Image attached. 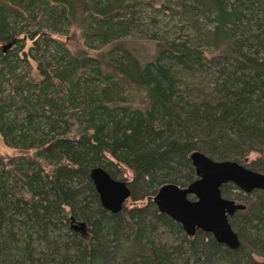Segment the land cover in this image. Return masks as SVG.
<instances>
[{
	"label": "rangeland",
	"instance_id": "obj_1",
	"mask_svg": "<svg viewBox=\"0 0 264 264\" xmlns=\"http://www.w3.org/2000/svg\"><path fill=\"white\" fill-rule=\"evenodd\" d=\"M48 1L2 0L0 2L9 26L8 30L4 26L1 27L0 34L13 30L17 32L28 30L32 32V38H34L22 37L23 39H20L16 46L12 42L0 45V54H9L7 62L11 63V68L7 65L0 70V155L5 160L0 165L2 166L0 171L4 170L0 183L5 189L4 194L7 195L8 189L12 187L11 189L18 191L15 193H20L23 199L31 200L32 192L23 183L16 181L14 170L26 168L24 163L26 157L33 161H44L43 150L53 135L70 140H78L80 136L86 134L91 137L94 128H88L89 124L98 128L101 154H96L94 147L88 145V142L75 144L73 151L56 146L53 152L64 153L62 161L74 169L80 167L79 165H88L89 179L94 188L90 177V171L94 167H102L115 179L122 181L130 182L136 177L137 171L131 165L132 159H127L122 153L114 150L110 152L105 145L110 146L109 143L112 144L114 138H120L126 129L123 125L129 126L128 123H131L133 126L137 116L142 119L140 120L142 123L144 118L149 122L156 118L159 123L166 127L171 126L174 131L184 135L180 137L183 140L184 137L189 136L192 139L201 137L203 128L191 121L187 112L195 110L200 113V110H203L202 107H205L204 100L221 96L217 90L225 78H222L220 72L228 71L226 67L233 65L232 62H222V58L215 54L214 45H212L227 36L225 33H218V25H216L222 12L217 2L223 0H186L189 4V11L186 14L180 12L175 3L176 0H118L122 1L126 7L128 25L109 29L107 26L97 24L92 33L87 34H81L78 27H70L67 22L55 19L51 14L41 11L40 5H46ZM110 1L90 0V7L104 12ZM234 3L237 5L236 11H239V18L236 24L228 25V28L235 32L237 46L248 57L264 59V49L259 45L260 42H264V0H229L226 5L230 6ZM229 6L227 9L231 11ZM157 35L173 43L176 50L178 47H186L183 55L190 56V54L194 55L192 51L198 52L195 60L200 58L201 64L192 61H189L190 64L185 63L182 59H176L174 56L168 58L165 54L162 71L158 72L154 66L146 67L142 75H136L135 80L139 83V87L135 86L133 90H129L118 80L109 77L101 80L94 76L100 71L101 66L97 58L102 54L109 61L115 63L123 61L121 52L111 46L115 39ZM13 48L16 50L9 53L10 50L13 51ZM64 60H72L76 64L74 72H71L69 76L71 77L69 83L73 85L79 79L80 94L87 95L84 98L80 96L84 102L81 104L72 103L70 100L64 109L62 121L53 122L58 117L59 110L54 107L55 99L52 98L56 92L55 88L51 84L42 87L39 82H34L31 78H33L32 73H36L37 69L50 75L49 69ZM153 75L156 78L153 79ZM102 82L113 86L114 95L110 99L104 100L100 95L99 86ZM169 84L172 89L168 104L162 102L157 106L154 104L156 108L151 107L149 111L147 110L149 117L142 112L141 115L136 114L137 105L140 102H150V94L156 85L163 91ZM45 93L51 97L49 104L43 100ZM157 95V97L162 96V94ZM132 98L134 102L131 101ZM83 104L90 106L89 116L79 112ZM115 119L123 120L120 129H114ZM31 128L39 131L37 140L29 134ZM168 137V133L162 134L161 142L168 141ZM255 138L252 140L246 136L247 142L242 143L243 147H235L231 143L221 145L219 147L221 152L207 151L205 153L200 149H193L185 158V163L177 164L178 167L174 170L163 167L156 170L158 174L156 171L153 174L151 169L148 170L144 174L146 182L138 180L131 192V198L125 203L126 207L116 213L103 207L99 195L95 200L92 192L88 190L89 182L86 173L67 171L62 176V180L68 187L78 189L76 202L74 198L68 201L54 200L57 196L47 192L50 187L46 178L48 174L42 172L40 190L42 193L45 191L46 200L42 202L39 214L42 216V222L43 218L46 220L43 224L44 228L35 230L34 212L24 205L16 206L12 196L5 195L0 200L1 210L6 215L4 222L0 224V264H15L19 260L26 259L25 246L31 248L29 251L35 258L34 264H65L64 256L70 257L68 261L75 260L76 264L84 262L133 264L131 252L137 239L146 246L155 244L159 253L158 264H264V245L261 242L257 243V233H260L259 237H262L264 226H258L254 221L233 224L241 237L243 250L241 249L240 253L238 251L228 253L222 249L207 259L204 254L195 253L190 246L192 239L197 236L201 239L204 236L202 232L196 231L197 233L191 236L182 224L173 218L165 215L167 219L158 222L154 216L159 212L154 197L161 185L173 183L187 187L196 179L192 159L194 152L204 153L216 161L243 159L239 161L250 167L258 163L260 166L257 167L264 172V155L259 152L264 148V136L255 135ZM90 141L89 143L95 144V139L90 138ZM197 145L199 148L200 144ZM89 158L93 160L88 161ZM161 171L169 174L167 183L157 182ZM136 190L142 191L144 196L133 199V191ZM223 192L226 198L240 204L246 203L250 209H254L255 214L262 212L264 196L261 191L247 194L238 186L229 184L224 187ZM89 205L97 207L101 205L107 212L106 219H100V232L97 236L93 235L90 246H86L82 239L91 238L95 231V225L93 227L83 216V213L89 210ZM145 206H149V210L143 216L142 230L139 234L137 233L139 225L134 222L138 219V215H128V218L125 215L134 207ZM118 213H121L120 218L111 217ZM72 219L87 224L85 234L72 227ZM130 222L136 224V230L130 228ZM257 228L260 232H257ZM245 230L247 234L243 233ZM100 241L106 242L109 253L111 251V254L108 253L106 256L107 259H104L107 261L105 263L102 261L105 256L102 253L96 258L88 255ZM84 249H87V253ZM238 249L240 248L236 250Z\"/></svg>",
	"mask_w": 264,
	"mask_h": 264
},
{
	"label": "trees",
	"instance_id": "obj_2",
	"mask_svg": "<svg viewBox=\"0 0 264 264\" xmlns=\"http://www.w3.org/2000/svg\"><path fill=\"white\" fill-rule=\"evenodd\" d=\"M1 1L2 0H0V2ZM175 3L182 14H186L189 11V4L186 0H176ZM227 3H229V0L217 2L219 7L222 8V12L220 18L217 19L218 21L216 24L218 25V33H225L227 36L219 39L212 45H214L215 54L222 58V62H232L233 65L226 67L228 71L220 72L222 78H225L223 84L217 90L221 93V96H217V98L210 97L209 99L204 100L203 104H205V107H202L203 110H200V113L195 110H192L190 113L187 112L189 114V119L195 124L197 123L198 126L201 125L203 128L201 137L199 139H192L191 136H189L188 138L184 137L185 139L183 140L180 137L184 135H180L181 133L174 131V128L171 126L166 127L162 123H159L156 118L151 119L152 122H149V120L147 121L146 118L143 117L144 123H142L140 121L142 119L137 116L136 120L133 122V126L131 123H128L129 126H124L123 120L115 119L114 129H120L119 127L121 125L126 129L122 132L120 138H114L112 144L109 143L111 147L105 145V148H108L110 152H113V150L118 153L120 152L123 156H126L127 159H132L131 165H133L137 171V175L134 177L135 180L133 178L130 181V187L132 190H134V186L139 179L141 182H146L144 174L148 170L151 169L153 174L157 169H162L163 167L167 170H174L178 167L177 164H180L181 162L185 163V158L193 149H200L205 153L207 151L221 152L219 148L221 145L231 143L232 146L243 147L242 143L247 142L246 136L252 140L256 139L255 135L264 136V59L259 60L258 57H248L237 46L238 41L236 42V37L234 36L235 32L231 31L228 28V25L231 26L238 22L239 11H236L237 5L235 3L233 5L230 4V6L228 5L231 10L229 11V9H227ZM1 7L2 6H0V28L4 26L6 27V30H8L9 26ZM231 8H233V10ZM40 10L51 14L55 19L67 22L70 27H78L81 30V34L92 33L97 24L107 26V28L111 29V27L117 28L119 26H127L129 23L126 7L122 1L118 0H111L104 12L95 9L93 10L90 7V0H49L46 2V5H40ZM238 25L241 24L238 23ZM32 35V32L28 30L20 32H17L16 30H13L12 32H4L0 34V45L12 42L13 45L16 46L18 41L23 39L22 37L26 36L32 38ZM252 37H254V35ZM259 45L264 49L263 41L260 42ZM111 46L113 49L121 52L123 61L115 63L109 61L106 56L102 54L97 58L101 66L100 71L94 76L101 80H104V77L118 80L119 82L124 83L129 90H133L135 86L139 87V83L135 80L136 75H142L141 73L146 67L154 66L158 72L162 71L163 68L161 66H163L162 64L164 63L163 57L165 54L168 58L169 56H174L176 59H182L185 63L190 64L189 61H192L201 64L199 63L200 58L195 60L198 57V52L195 53V51H192L194 55L190 54V56L183 55L186 47L177 46L178 48L176 50V48L174 49L175 45H173V43L167 41L165 38L159 37L158 35L151 37H120L115 39ZM249 46L252 48L251 44H249ZM15 50L16 48H13V51L10 50L9 53H13ZM8 55L9 54H0V70L7 65V67L11 68V63L7 62L9 58ZM75 65L76 64H74L72 60H64L61 63L55 64L54 68L49 69L50 75H47L45 72L38 69L36 70V73H34L36 75L32 73L33 78L31 79L34 82H39L42 87L46 84H51L55 88L56 92L52 95V98L55 99L54 107L59 108L57 114L58 117H56L59 119L55 118L53 122H57V120L62 121L64 109L69 104L70 100L72 103H84L81 100V97L84 98L87 94H80L81 88L79 87V79L73 83V85L69 83L71 81V77L69 76L71 72H74ZM154 78H156L155 75H153V79ZM155 87L156 88L154 90L152 89L150 94V102H140V104L137 105L138 109L136 110V114L141 115L142 113H146L148 115L147 117H149L150 115L147 112L149 108H156L155 106L161 102L168 104L170 100L169 98H171L170 91L172 86L169 84L166 90L164 89L165 91H161V88L157 85ZM99 91L104 100L110 99L114 95L113 86L110 83L102 82L99 86ZM157 94H162V96L157 97ZM49 98L51 97L45 93L43 100L47 101L48 104L50 102ZM137 100L135 102H137ZM131 101L134 102V98H132ZM79 112L83 113L84 116H89L90 106L83 104ZM174 116L177 118V115L174 114ZM175 118L173 119L175 120ZM51 122L52 121L50 120V123ZM88 128H94L91 137H88L85 132L86 135L80 136L78 140L54 137V135L51 136L49 139L50 142L43 150L44 161H33V159L26 157L24 161L26 168L24 170H14L16 181L23 183L32 192V201L30 199H23L20 193H15L18 191H13L11 189L12 187L8 189L7 195L4 194L5 189L0 183V200L3 199L5 195L12 196L16 206L19 207L20 205H24L25 207L30 208L31 211L34 212L33 216L35 223H33V225L35 224V230H40L42 227L44 228L43 224L46 223L44 218L42 222V216L39 214L42 202L46 200V197H44L45 191L42 193L40 190L42 172L48 174L46 178L48 179L50 187L47 192L53 194L55 197L57 196L59 199L56 197V199H54L56 201H68L69 199L74 198V201L77 202L78 189L75 190L68 187L62 180V176H64V173L67 171H73L74 173H79L81 171L86 173V178L89 182L87 185L89 188L88 190L92 192L95 200L98 198V194L89 179L88 165H79L80 167L74 169V167H69L64 161H62L64 153L53 152V148L56 146L62 148L66 147L65 149L68 148L73 151L75 144H85L88 142V145L94 147L96 154H101L102 148L101 144L98 142V128L91 124L88 125ZM190 129H192V127H190ZM29 132L35 140L38 139L39 131L35 128H31ZM166 133L169 134V140L161 142L160 138H162V134ZM115 134H117V132H115ZM90 138L95 139V144L89 143L91 142ZM115 139L119 140L116 141ZM197 144H200L199 148ZM259 152H261V155H264V148L260 149ZM87 160L91 161L93 159L89 158ZM4 161V157L0 155V165L4 163ZM257 166L260 165L257 163L253 168L260 170ZM0 168H2V166H0ZM161 172L157 177V182L160 184L167 183L169 174L165 171ZM156 173L158 174V171H156ZM3 174L4 170L0 171V181L3 178ZM143 196L142 191H133V199H139ZM89 207V210L86 213L84 212L83 216H85L84 219L89 220V224H92L93 227L95 225V229L93 228L95 231L91 238L87 237L82 239L85 241L86 246H90L93 235L97 236L100 232V219H106L105 215L107 212L101 205H98V207L95 205H89ZM148 207L149 206L142 208L134 207L127 215H125L127 218L128 215H138V219L134 220V222L139 225L137 230V233L139 234L142 230L141 225L143 224V216L146 211L149 210ZM120 216L121 213H118L111 217L120 218ZM154 216L155 220L158 222L165 221L168 217L159 212L155 213ZM4 218H6V215L1 210L0 206V224L1 222H4ZM251 221L250 218H247L243 223L246 224ZM260 225L261 224L258 226ZM129 226H131L130 228L133 230H136V224L130 222ZM262 226H264V224H262ZM257 232H260V229H258ZM243 233L247 234V231L245 230ZM259 235L261 234L257 233V243L261 242V244L264 245V234H262V237H259ZM74 243L77 244V241L74 240ZM78 245L80 246V243ZM154 245L155 244H150L149 246H146L137 239L131 252L132 263L158 264L159 253L156 249L157 247ZM190 246L195 253L200 255L204 254L207 259L214 255L216 251L220 252L222 249L228 253H235L237 251L240 253V250H243L242 246L238 250L223 248L211 237L210 234H204L201 239L197 236L195 239L191 240ZM24 249L26 250V259L19 260L15 264H34L35 258L29 251L31 248L25 246ZM84 250L87 253V249ZM101 253L105 256H103L104 258L102 257L103 259L100 258L104 263L107 262L104 259H107L106 256L109 251L106 242L104 241H100L96 247L89 251L88 255L92 258H96ZM239 253L238 255L241 256ZM110 254L111 251L109 255ZM63 258L64 260L66 259L65 264H76V262H74L75 260H71L72 262L68 261L70 258L68 256H64ZM82 264L89 263L84 262Z\"/></svg>",
	"mask_w": 264,
	"mask_h": 264
},
{
	"label": "water",
	"instance_id": "obj_3",
	"mask_svg": "<svg viewBox=\"0 0 264 264\" xmlns=\"http://www.w3.org/2000/svg\"><path fill=\"white\" fill-rule=\"evenodd\" d=\"M192 159L196 179L187 187L173 183L162 185L154 197L159 210L180 222L190 235L203 230L231 248L239 247L238 235L228 221L227 212L232 213L243 204L223 198L221 186L234 182L247 191L255 188L264 190V173L251 170L237 161H216L201 152H194ZM90 177L103 207L114 213L120 211L131 193L126 182L115 179L102 167L92 168ZM189 195L196 199H189ZM72 222L75 230L86 229L85 222L74 219Z\"/></svg>",
	"mask_w": 264,
	"mask_h": 264
},
{
	"label": "flooded vegetation",
	"instance_id": "obj_4",
	"mask_svg": "<svg viewBox=\"0 0 264 264\" xmlns=\"http://www.w3.org/2000/svg\"><path fill=\"white\" fill-rule=\"evenodd\" d=\"M209 157V156H208ZM211 158V157H210ZM211 159H213V158H211ZM215 160V159H214ZM234 161H236V160H234ZM237 162H239L240 164H242L243 165V163L242 162H240V161H237ZM245 166V165H244ZM245 167H247V168H249V169H251V170H254V171H257V172H260V173H264V172H262V171H260V170H257V169H254L253 167H250V166H245ZM195 175H196V172H195ZM124 181V180H123ZM126 182V184H127V186L129 187V189H130V191L132 192V189H131V187H130V182L129 181H125ZM229 184H234V185H236V186H238L237 184H235L234 182H228V183H225V184H223L222 186H221V195H222V197L223 198H226L225 196H224V192H223V190H224V187L225 186H227V185H229ZM164 185V184H163ZM162 186V185H161ZM160 186V187H161ZM188 186V185H187ZM181 187H183V186H181ZM239 187V186H238ZM240 188V187H239ZM242 189V188H241ZM245 193H247V194H250V193H252V192H254V191H261L262 192V195L264 196V190L263 189H261V188H255V189H253V190H250V191H247V190H244V189H242ZM98 194V193H97ZM99 195V194H98ZM129 198H131V193H130V196L126 199V201L129 199ZM189 199H191V200H195L196 199V197L194 196V195H189ZM226 199H229V198H226ZM229 200H232V199H229ZM126 201L124 202V204H123V207H122V209L123 208H125L126 206H125V203H126ZM236 204H240V203H238V202H236L235 200H233ZM156 203V202H155ZM156 205H157V203H156ZM158 206V205H157ZM262 212H258V213H254V209H250L249 207H248V205L246 204V203H244L243 204V207L242 208H237L235 211H233L232 213H228L227 212V217H228V221H229V223H230V225H231V227H232V229L236 232V234L238 235V238H239V241H240V246L239 247H237V248H240L241 247V237H240V233L238 234L237 233V230L235 229V227H234V222H237V223H239V224H242L243 223V221H245V219H247V218H250L252 221H254V222H256L258 225L259 224H264V201H262ZM105 208V207H104ZM158 210H159V207H158ZM242 212V213H241ZM159 213H161V214H165V215H167V216H169V217H171L169 214H166V213H163V212H161L160 210H159ZM172 218V217H171ZM77 231H82V233L83 234H85L86 232V229L85 230H80V229H76ZM197 232H202V233H204V234H210L211 235V237L218 243V244H220L223 248H228V249H230V250H235V249H237V248H231V247H229L227 244H224V243H221V242H219V241H217L216 239H215V237L213 236V234L212 233H210V232H207V231H203V230H197ZM196 232V233H197ZM195 233V234H196ZM190 235V234H189ZM192 236V235H191Z\"/></svg>",
	"mask_w": 264,
	"mask_h": 264
}]
</instances>
